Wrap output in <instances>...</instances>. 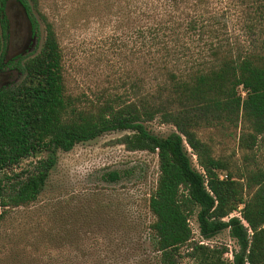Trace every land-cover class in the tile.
<instances>
[{"label":"trees","instance_id":"obj_1","mask_svg":"<svg viewBox=\"0 0 264 264\" xmlns=\"http://www.w3.org/2000/svg\"><path fill=\"white\" fill-rule=\"evenodd\" d=\"M11 1L36 26L32 10L40 0H0L2 23ZM203 1L124 0L132 69L119 86L93 99L67 92L55 23L38 11L43 44L17 65L21 80L0 90V234L8 231L0 264H119L111 261L120 257L130 264H264V166L216 156L213 137L235 139L247 153L264 137V35L246 50L231 43L225 24L217 15L210 21ZM252 4L264 22V0ZM2 57L0 40V69ZM155 120L174 131L154 134L148 124ZM112 132H124L117 143L127 151L157 156L158 177L146 200L149 221L128 219L114 190L113 199L97 189L76 204H43L57 152ZM41 154L46 157L32 169L16 172L23 160ZM220 172L226 178L219 179ZM107 177L114 183L119 175ZM234 212L239 217H229ZM192 217L205 240L229 231L238 247L231 260L225 247L192 241ZM16 244L22 246L15 252ZM43 246L68 250V259L28 255Z\"/></svg>","mask_w":264,"mask_h":264},{"label":"rangeland","instance_id":"obj_2","mask_svg":"<svg viewBox=\"0 0 264 264\" xmlns=\"http://www.w3.org/2000/svg\"><path fill=\"white\" fill-rule=\"evenodd\" d=\"M203 2L202 8L205 6L210 11V21L211 16L217 15L225 24V37L231 43L246 50L263 39L264 22L255 12L253 0ZM123 8L125 11L129 10L127 4L124 5V0H40L38 10H32L36 21L34 26L27 12L25 16L20 14L16 4L8 2L5 7L6 24H3V19L1 21L0 18V40L3 44L0 90L12 87L21 80L17 65L37 54L43 44L44 23L38 11L55 23L62 53L64 84L69 94L73 96L84 94L86 98L93 99L104 89L110 90L114 88L113 86H119L121 78L132 69L129 55L132 47L129 40V21L128 18H122ZM148 128L159 136H167L174 131L172 126L160 124L157 120L149 123ZM123 134L124 132L108 133L92 141L78 144L69 152H57L56 164L48 178L50 183L43 194V204L55 205L56 202L66 200L76 204L81 198L86 197L88 192L97 189L107 194L110 199L111 190H114L120 195L122 210L128 219L149 221L146 200L158 177L157 156L148 152L127 151L124 146L117 143ZM213 137L217 141L214 148L216 156L229 158L235 164L247 168L264 166V137L258 138L257 146L252 153L239 149L235 139L223 141L220 139L222 136L218 134H214ZM45 157L46 154H41L27 158L15 170L16 172L30 170L39 158ZM191 159L194 167L199 170L195 157L192 156ZM110 172L118 173L117 182L106 181L109 180L107 174ZM24 213L16 215L17 220L13 227H17ZM233 216L239 217V213L234 212L229 217ZM189 224L193 242L204 243L216 249L225 247L227 253L224 257L229 260L232 258V252L238 250L228 230L205 240L199 234L195 217L190 219ZM7 230H11V227ZM7 233L8 231L3 229V233L0 234V262L7 256L3 249V236ZM133 235L137 236V233L133 232L131 236ZM21 246L22 244H16L14 251L19 250ZM190 246L191 243L181 248L182 256L189 251ZM52 249L43 246L37 253L31 248L28 255L41 254L45 258L61 260L68 252L66 249L65 251ZM66 259L68 257L64 260ZM111 262L130 264L132 261L120 257Z\"/></svg>","mask_w":264,"mask_h":264},{"label":"water","instance_id":"obj_3","mask_svg":"<svg viewBox=\"0 0 264 264\" xmlns=\"http://www.w3.org/2000/svg\"><path fill=\"white\" fill-rule=\"evenodd\" d=\"M12 3H14V2H12ZM14 4H16V7L18 8L20 14L25 16L26 15V10L24 9V7L20 3H14Z\"/></svg>","mask_w":264,"mask_h":264},{"label":"built area","instance_id":"obj_4","mask_svg":"<svg viewBox=\"0 0 264 264\" xmlns=\"http://www.w3.org/2000/svg\"><path fill=\"white\" fill-rule=\"evenodd\" d=\"M218 178H219V179H224V178H226V174H225L224 172H220V173L218 174Z\"/></svg>","mask_w":264,"mask_h":264}]
</instances>
